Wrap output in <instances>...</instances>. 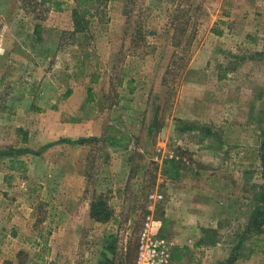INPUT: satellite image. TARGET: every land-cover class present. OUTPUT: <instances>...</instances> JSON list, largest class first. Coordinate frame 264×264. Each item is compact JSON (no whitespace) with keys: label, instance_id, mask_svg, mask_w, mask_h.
Returning a JSON list of instances; mask_svg holds the SVG:
<instances>
[{"label":"rangeland","instance_id":"1","mask_svg":"<svg viewBox=\"0 0 264 264\" xmlns=\"http://www.w3.org/2000/svg\"><path fill=\"white\" fill-rule=\"evenodd\" d=\"M76 8L0 0V264H134L148 214L200 264H264V0Z\"/></svg>","mask_w":264,"mask_h":264},{"label":"trees","instance_id":"2","mask_svg":"<svg viewBox=\"0 0 264 264\" xmlns=\"http://www.w3.org/2000/svg\"><path fill=\"white\" fill-rule=\"evenodd\" d=\"M97 0H77L78 8L74 11V26L75 30H84L85 26L82 24L84 20V14H93L90 10L93 3ZM91 141V138H79L74 140L77 144H85ZM260 160V173L264 181V139L260 146L259 152ZM254 207L251 211L250 217L248 219L247 230L260 232L264 225V182L261 185H257V189L254 192ZM90 217L95 221H107L112 217V211L109 208L107 201L102 195H99L94 199L90 206ZM112 240V239H111ZM233 260V259H232ZM48 264H57L55 262H50ZM102 264V263H98Z\"/></svg>","mask_w":264,"mask_h":264},{"label":"built area","instance_id":"3","mask_svg":"<svg viewBox=\"0 0 264 264\" xmlns=\"http://www.w3.org/2000/svg\"><path fill=\"white\" fill-rule=\"evenodd\" d=\"M161 198V195H158ZM162 221L148 214L138 233L134 264H170L172 242L161 234Z\"/></svg>","mask_w":264,"mask_h":264},{"label":"crops","instance_id":"4","mask_svg":"<svg viewBox=\"0 0 264 264\" xmlns=\"http://www.w3.org/2000/svg\"><path fill=\"white\" fill-rule=\"evenodd\" d=\"M81 161H83V159L80 160V162ZM77 162L78 160L77 161L74 160L72 164L75 166V163ZM77 170L79 169L75 167L73 168L72 171L75 172ZM186 244L187 247L181 245L183 246L182 249L176 247L173 248L172 259L170 264H200L201 259L205 260L206 255H204V253L202 252L203 246H199L198 244L195 243V247H194V245L192 246V244L190 245V243L188 242ZM190 248L193 249V251H190Z\"/></svg>","mask_w":264,"mask_h":264}]
</instances>
